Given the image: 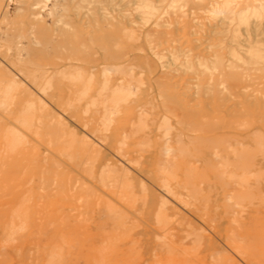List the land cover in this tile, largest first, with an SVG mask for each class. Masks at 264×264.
Wrapping results in <instances>:
<instances>
[{
    "label": "rangeland",
    "instance_id": "obj_1",
    "mask_svg": "<svg viewBox=\"0 0 264 264\" xmlns=\"http://www.w3.org/2000/svg\"><path fill=\"white\" fill-rule=\"evenodd\" d=\"M213 99L139 97L106 130L99 112L46 99L22 148L4 154L0 143V225L19 223L21 235L7 264H39L59 239L58 264H89L102 246L110 264H264L263 227L235 174L245 131L231 100ZM167 111L173 128L160 131ZM9 117L0 113V134Z\"/></svg>",
    "mask_w": 264,
    "mask_h": 264
},
{
    "label": "bare ground",
    "instance_id": "obj_2",
    "mask_svg": "<svg viewBox=\"0 0 264 264\" xmlns=\"http://www.w3.org/2000/svg\"><path fill=\"white\" fill-rule=\"evenodd\" d=\"M139 97L231 100L245 131L235 174L264 232V0H0V113L11 123L0 134L4 154L24 146L22 132L36 134L46 99L99 112L106 130ZM168 113L160 131L173 128ZM163 144L169 153V137ZM19 229L0 225V264ZM59 240L39 264L59 263ZM104 249L89 264H110Z\"/></svg>",
    "mask_w": 264,
    "mask_h": 264
}]
</instances>
